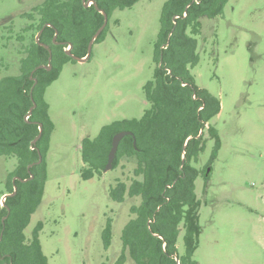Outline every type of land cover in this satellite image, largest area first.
Returning <instances> with one entry per match:
<instances>
[{
	"label": "rangeland",
	"instance_id": "1",
	"mask_svg": "<svg viewBox=\"0 0 264 264\" xmlns=\"http://www.w3.org/2000/svg\"><path fill=\"white\" fill-rule=\"evenodd\" d=\"M42 1L0 0V78L19 71L20 43L31 41L30 32L15 39L28 23L21 15ZM164 1L139 0L114 10L105 38L93 44L89 58L66 62L44 92L53 124L44 156L46 182L24 233L29 241L34 225L43 223L38 241L47 264H114L119 255L122 229L135 217L129 207L139 199L113 202L107 190L118 180L130 183L135 159L123 157L115 169L83 180L78 147L84 136L96 135L113 120L141 116L142 85L155 68ZM197 40L198 62L188 73L218 99L220 109L207 122L219 147L214 151L215 141L204 130L205 149L192 162L210 171L195 180L201 232L192 259L264 264V0H227L221 15L202 18ZM15 159L0 156V206ZM108 219L113 230L105 248ZM176 246L183 252L181 235ZM125 264L133 262L128 257Z\"/></svg>",
	"mask_w": 264,
	"mask_h": 264
},
{
	"label": "trees",
	"instance_id": "2",
	"mask_svg": "<svg viewBox=\"0 0 264 264\" xmlns=\"http://www.w3.org/2000/svg\"><path fill=\"white\" fill-rule=\"evenodd\" d=\"M138 1L95 0V3L109 18L114 10L131 8ZM226 2L165 0L154 43L153 76L143 85L149 106L139 118L113 121L102 126L95 137L82 140L83 160L93 169L82 171V179L86 180L93 173L101 174L115 132L129 130L135 137V145L132 136L122 138L113 161L114 169L121 157L134 158V177L129 184L118 180L108 188V195L113 201L139 199L138 204L130 206V212L135 217L122 229L121 248L114 264H125L128 257L133 264H177L175 257L179 260L178 264H196L192 256L201 232V202L195 194V180L199 175L208 176L210 171H206L205 166L198 169L192 164L198 161L199 154L205 149L204 133L198 138L195 136L201 128L206 130L215 141L216 151L219 138L207 122L217 114L220 104L215 96L194 84L188 66L193 67L198 62L195 50L202 18L212 19L221 15ZM21 18H26L28 23L20 29L16 39L22 41L30 32L31 41L26 45L20 43L23 55L19 59V71L0 78V156L15 157L17 160L16 167L5 181L7 193L13 191L14 185L16 193L7 196L5 206H0V264H47V257L41 252L38 241L43 223L38 221L34 225L29 241L24 230L40 203L46 182L44 156L49 148L53 124L48 104L43 99L44 92L59 77L62 66L69 60L75 61L65 53V46L53 43V36L56 31V41L71 44V53L83 57L90 38L104 18L94 5L84 7L81 0H43L30 11L22 13ZM47 23L50 26H45L36 40L37 32ZM107 27L94 43L105 38ZM10 38L7 37L5 42ZM39 43L51 49L50 62L48 50ZM160 60L161 65L158 66ZM49 63L51 68L48 70ZM38 65L45 67L35 69ZM33 101L36 106L25 119ZM39 123L42 124V132L33 144L39 133ZM189 136L192 138L185 148L181 167L182 147ZM38 151L42 161L36 164ZM32 163L28 170V165ZM15 176L26 180L15 179L13 182ZM180 235L184 246L181 253L176 246ZM111 238L112 221L108 219L103 230L105 248L109 247Z\"/></svg>",
	"mask_w": 264,
	"mask_h": 264
},
{
	"label": "water",
	"instance_id": "3",
	"mask_svg": "<svg viewBox=\"0 0 264 264\" xmlns=\"http://www.w3.org/2000/svg\"><path fill=\"white\" fill-rule=\"evenodd\" d=\"M83 2L85 1V0H82ZM92 1V3H93V5H94V7L99 11V12H101L102 14H103V18H104V20H103V23L101 24V26L95 31V33L92 35V37L90 38V40H89V42H88V45H87V53H86V55L85 56H83V57H78V56H76V55H73L71 52H70V48H71V44H69V48L67 49V50H65V53L67 54V55H69V56H71L73 59H75V60H77V61H79V62H84V61H86L88 58H89V56H90V54H91V50H92V46H93V44H94V41H95V39L97 38V36L100 34V32L105 28V26L107 25V21H108V17H107V14L105 13V11L104 10H102V9H99L98 8V6L96 5V3H95V1L94 0H91ZM84 6H87V4H85L84 3ZM189 6V4L185 7V9H187V7ZM174 25H175V22H174ZM45 26H50V24H45L38 32H37V34H36V40H38V38H39V35L41 34V32H42V30H43V28L45 27ZM174 30V27L172 28V31ZM172 31L169 33V35H168V39H167V42H166V44H168L169 43V37H170V35H171V33H172ZM56 35H57V32L55 31V34H54V36H53V42L54 43H57L56 42ZM39 44H41L42 46H44L47 50H48V52H49V62H50V60H51V56H52V53H51V49L49 48V46L48 45H46V44H43V43H39ZM43 67H45L44 65H38L35 69H38V68H43ZM51 68V66H50V63L48 64V67H47V69L49 70ZM33 73V71L31 72V74ZM30 78H32V75H30ZM35 82H36V80H35ZM36 106V104H35V102L33 101V103H32V106L29 108V110H28V113H27V116H29L30 114H31V112H32V110H33V108ZM201 108V107H200ZM199 108V109H200ZM39 125V133H38V135L33 139V141H32V143L34 144L36 141H37V139L40 137V135H41V132H42V124L41 123H39L38 124ZM203 133V128H201L200 130H199V132H198V134L195 136V138H198L201 134ZM125 135H130V136H132V138H133V145H135V137H134V134L131 132V131H119V132H116L113 136H112V139H111V147H110V150H109V152H108V155H107V161H106V164H105V166H104V168L102 169V172L104 173V172H107L108 170H110L111 168H112V165H113V159H114V157H115V153H116V150H117V147H118V144H119V141L121 140V138L123 137V136H125ZM192 137L191 136H189V137H187L186 138V140H185V142H184V144H183V147H182V156H181V158H182V162H181V167H182V165H183V163H184V158H185V148H186V146H187V144H188V141L191 139ZM41 160H42V156H41V154L39 153V151H38V160L36 161V162H34V163H36V164H39L40 162H41ZM34 163H32V164H30V165H28V170H29V168L34 164ZM32 177V175L30 176V178ZM16 178V177H15ZM15 178H13V182H14V180H15ZM18 178V180H21V181H25L26 179H20L19 177H17ZM16 178V179H17ZM16 193V185H14V188H13V191L11 192V193H6V194H4L3 196H2V198H1V206H5V204H4V200L6 199V197L7 196H13L14 194ZM159 209V208H158ZM157 209V210H158ZM7 210H9V209H7ZM5 217H6V215L2 218V223H3V221H4V219H5ZM154 236H156V237H160L158 234H156V233H154L153 234ZM161 238V237H160ZM165 241L163 240V250H165ZM176 258V261H177V264L179 263V260H178V258L177 257H175Z\"/></svg>",
	"mask_w": 264,
	"mask_h": 264
},
{
	"label": "flooded vegetation",
	"instance_id": "4",
	"mask_svg": "<svg viewBox=\"0 0 264 264\" xmlns=\"http://www.w3.org/2000/svg\"><path fill=\"white\" fill-rule=\"evenodd\" d=\"M82 1V0H81ZM95 1V0H94ZM84 3L85 4H87V6H84ZM82 4H83V6L84 7H89L90 5H93V3H92V1L91 0H85L84 2L82 1ZM112 14V13H111ZM103 15V14H102ZM108 17V16H107ZM108 22V21H107ZM115 23H118V21L116 20L115 21ZM160 26V25H159ZM9 32V31H8ZM158 33V32H157ZM10 37V36H9ZM56 38H57V35H56ZM16 39V38H15ZM156 39H157V36H156ZM156 39H155V41H156ZM9 40H11V38L9 39ZM56 40V39H55ZM155 41H154V43H155ZM57 43H55V44H58V45H63V46H65L64 48H65V50H67L68 48H69V44L68 43H65V41H61V40H59V41H56ZM54 43V42H53ZM5 44H9V42H5ZM71 48H72V45H71ZM71 48H70V52H71ZM52 53V52H51ZM159 65H161V60H160V62L158 63V66ZM44 68V67H43ZM169 73H170V71H169ZM153 76V75H152ZM146 83V82H145ZM144 83V84H145ZM143 84V85H144ZM143 85H142V94H143V97H142V102H143V105H144V107H143V110L144 109H146L148 106H149V103L147 102V100L145 99V94H144V91H143ZM183 85H185V83H183ZM193 97H195L194 95H193ZM28 113V112H27ZM142 115V114H141ZM30 116V115H29ZM29 116H27V114L24 116V118L25 119H27ZM140 117V116H139ZM139 117H136V118H139ZM133 118V117H132ZM124 119H128V118H122V119H117V120H113V121H121V120H124ZM113 121H111V122H113ZM111 122H109V123H111ZM109 123H107V124H109ZM104 126V125H103ZM100 130V129H99ZM119 131H124L123 129L122 130H118L117 132H119ZM125 131H129V130H125ZM99 132V131H98ZM97 132V133H98ZM116 133V132H115ZM114 133V134H115ZM113 134V135H114ZM97 135V134H96ZM96 135H94V136H84L82 139H81V141H80V146L78 147V149H80V151H79V157H80V160H79V162L81 163V165L79 166V164H78V170H77V172L78 173H80V177L82 178V175H81V173H82V171L83 170H89V171H91V170H93L92 169V167H90L89 165H87L85 162H84V160H83V157H82V140L85 138V137H88V138H93V137H95ZM126 136V135H125ZM124 137V136H123ZM122 137V138H123ZM122 138H121V140H122ZM112 139V138H111ZM120 140V141H121ZM120 141H119V143H120ZM118 146H119V144H118ZM110 147H111V143H110ZM31 149L33 148V147H30ZM109 150H110V148H109ZM109 150H108V152H109ZM117 151H118V147H117V150H116V153H115V157H116V154H117ZM107 155H108V153H107ZM115 157H114V159H115ZM123 157H126V158H128L127 156H123ZM123 157H121V158H123ZM11 158V157H10ZM13 158H15V157H13ZM114 159H113V161H114ZM121 160V159H120ZM119 160V161H120ZM42 161V160H41ZM107 161V160H106ZM78 162V163H79ZM41 163V162H40ZM16 165H17V160L15 159V167H16ZM14 167V168H15ZM117 167V166H116ZM115 167V168H116ZM104 168V167H103ZM102 168V169H103ZM114 168V169H115ZM102 169H101V173H103L102 172ZM14 170V169H13ZM110 170H113V165H112V168L110 169ZM109 171V170H108ZM105 173V172H104ZM95 174L93 173V176H94ZM98 175V174H97ZM92 176V177H93ZM101 176V175H100ZM16 178L18 177V176H15ZM14 177V178H15ZM91 177V178H92ZM15 178V179H16ZM18 179V178H17ZM21 179V178H20ZM21 181V180H20ZM117 182V181H116ZM126 183V182H125ZM116 184V183H115ZM114 184V185H115ZM113 185H110L109 186V188L110 187H112ZM108 191V190H107ZM5 193H7V192H5ZM108 193V192H107ZM108 197H109V195H108ZM110 198V197H109ZM111 199V198H110ZM127 199V198H126ZM112 200V199H111ZM113 201V200H112ZM125 201V200H124ZM123 201V202H124ZM113 202H117V201H113ZM117 203H122V202H117ZM129 211H130V207H129ZM131 213V212H130ZM131 214H133V213H131ZM134 215V214H133ZM112 221V220H111ZM113 222V221H112ZM112 230H113V223H112ZM33 231V230H32ZM27 236V235H26ZM31 236H32V232H31ZM0 238H1V234H0Z\"/></svg>",
	"mask_w": 264,
	"mask_h": 264
}]
</instances>
